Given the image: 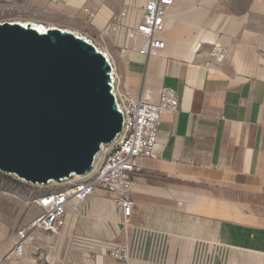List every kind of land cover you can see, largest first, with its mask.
I'll use <instances>...</instances> for the list:
<instances>
[{"label": "crops", "instance_id": "obj_1", "mask_svg": "<svg viewBox=\"0 0 264 264\" xmlns=\"http://www.w3.org/2000/svg\"><path fill=\"white\" fill-rule=\"evenodd\" d=\"M84 1L66 10L77 15ZM254 2L252 11L264 9ZM229 10L225 16L240 27L237 0ZM165 35L164 51L128 56L118 74L135 97L157 102L160 89L172 87L180 102L163 118L157 157L142 158L134 175L131 225L121 224L109 199L96 196L80 204L79 213L70 211L60 231L71 225L68 240L73 236L85 257L124 243L126 229L132 264H264V72L254 75L255 61L241 71L253 75L196 64L192 50L173 54ZM34 234L47 244L38 254L42 263L59 264L50 244L65 235ZM31 244L10 264H36ZM97 264L115 263L100 256Z\"/></svg>", "mask_w": 264, "mask_h": 264}, {"label": "water", "instance_id": "obj_2", "mask_svg": "<svg viewBox=\"0 0 264 264\" xmlns=\"http://www.w3.org/2000/svg\"><path fill=\"white\" fill-rule=\"evenodd\" d=\"M111 75L73 32L0 23V172L37 186L89 173L123 129Z\"/></svg>", "mask_w": 264, "mask_h": 264}, {"label": "rangeland", "instance_id": "obj_3", "mask_svg": "<svg viewBox=\"0 0 264 264\" xmlns=\"http://www.w3.org/2000/svg\"><path fill=\"white\" fill-rule=\"evenodd\" d=\"M70 1L0 0V23L37 24L49 29L58 28L79 33L96 43L102 42L115 65L116 72L121 74L128 52L131 51L124 49L131 45L127 33L133 24L129 27L123 26L118 34L106 33V37L101 38L106 32L111 17L125 9H130L131 15L135 12V18L139 21L142 0H132L136 6H132L129 0H85L77 15L66 10L68 5H73ZM254 1L237 0L241 5L242 19L241 26L234 28L235 19L225 16L230 13L229 11H233V7L229 10L233 0H218L214 6L209 7L203 6V0H178V7H174L172 11H178L180 16L176 25L172 29H167L165 35L167 41L175 47H170L173 54L193 50L200 41L193 58L196 64L222 69L230 74L253 75L241 71H247L249 63L255 61L254 75L262 74L264 72V9L252 11ZM256 4L264 6V0H258ZM85 9L95 12L97 17L95 21H89L84 13ZM104 11L109 12L108 17L104 18ZM236 12L239 10L236 9ZM130 53L133 54L132 51ZM60 187L54 184L39 187L15 175L0 172V254L10 251L16 242L17 232L40 215L39 209L31 203L34 194L49 192ZM121 224L127 226L122 219ZM68 226L69 224L62 232H58L65 236L50 244L59 264L78 262L97 264L100 256L117 264L110 258L107 249L101 255L94 252L85 257L84 250L77 249L79 248L77 240L73 236L70 241L68 240L69 235H73L71 225L69 228ZM123 237L124 243L131 251L126 229ZM31 243L29 250L33 251L36 264H43L38 254L42 250L41 247L47 244L45 245L37 234L32 236ZM10 263L11 261L7 262Z\"/></svg>", "mask_w": 264, "mask_h": 264}, {"label": "built area", "instance_id": "obj_4", "mask_svg": "<svg viewBox=\"0 0 264 264\" xmlns=\"http://www.w3.org/2000/svg\"><path fill=\"white\" fill-rule=\"evenodd\" d=\"M176 2L177 0H143L142 17L128 31L127 38L131 45L124 50L138 47V53L142 57H154L164 51L167 48V42L163 38L167 31V18ZM84 11L89 21L95 20L94 11ZM128 18V9L114 14L101 39L106 37V33L118 34L127 25ZM86 40L105 56L108 54L102 42L96 43L88 38ZM109 63L114 81L113 94L123 115L122 132L112 143L101 146L89 173L76 175L62 183L52 182L50 184L61 187L34 194L31 203L41 213L27 227L17 232L15 244L10 251L0 256V264L22 258L31 243L33 233H58L65 227L70 211L79 213L78 205L96 196L109 199L120 211L123 222L130 225L136 205L132 198L133 178L140 168V160L157 157L163 118L176 113L180 102L176 89L172 87H162L157 102L151 101L150 95L133 96L121 86L112 59ZM107 250L110 258L118 264H132L130 249L125 243H112Z\"/></svg>", "mask_w": 264, "mask_h": 264}, {"label": "bare ground", "instance_id": "obj_5", "mask_svg": "<svg viewBox=\"0 0 264 264\" xmlns=\"http://www.w3.org/2000/svg\"><path fill=\"white\" fill-rule=\"evenodd\" d=\"M82 0H71L70 2L73 4V5H75L76 3H79V2H81ZM130 1V3H131V5L132 6H136V4H134V1H132V0H129ZM139 2V1H138ZM142 2H143V0H142ZM142 4V6H143V3H141ZM138 5H139V3H138ZM178 5H179V2L177 1V5L176 6H174L175 8H177L178 7ZM142 6H141V10H140V12H139V14H140V16H139V19H141V17H142ZM105 9V8H104ZM128 11H129V18H128V20H127V25H128V27L129 26H131V24H133L132 25V27L133 26H136L139 22H140V20L138 21L136 18H135V12H133V14L131 15V10L130 9H128ZM84 13H85V11H84ZM86 14V13H85ZM108 15H109V12L108 11H104V14H103V16H104V18L105 17H108ZM179 16H180V13H178V11L176 12V11H171L170 13H169V15H168V18H167V29H172L175 25H176V22H177V20H178V18H179ZM97 17H96V14H95V19H96ZM101 20H102V18H101ZM95 21V20H94ZM135 21H138L137 23H135ZM28 23H22V25H27ZM33 26H34V28H36L39 32H41V33H46L48 30H49V28L48 27H45V26H42V25H37V24H33ZM64 31H68V30H64ZM76 35H78L79 37H81V34H79V33H75ZM87 39V38H86ZM214 40V39H213ZM143 44V43H142ZM141 44V45H142ZM140 45V46H141ZM199 45H200V41L199 42H197V44H196V46L194 47V49L192 50V56H193V54L196 52V50H198L197 48L199 47ZM139 46V45H138ZM134 49H137V51H138V47H134ZM137 51H132L133 52V54L132 53H129V55L128 56H130V57H133L132 55H136L137 56V54L138 55H140ZM137 52V53H136ZM105 53V52H104ZM157 56V55H156ZM106 57H107V59H111L110 58V55L109 54H106ZM138 57V56H137ZM139 57H141V58H143L142 56H139ZM155 57V56H154ZM147 96H149V95H147ZM130 256H131V254H130Z\"/></svg>", "mask_w": 264, "mask_h": 264}]
</instances>
